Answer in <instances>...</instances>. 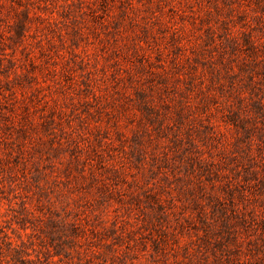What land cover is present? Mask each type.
Returning a JSON list of instances; mask_svg holds the SVG:
<instances>
[{"label": "rangeland", "instance_id": "rangeland-1", "mask_svg": "<svg viewBox=\"0 0 264 264\" xmlns=\"http://www.w3.org/2000/svg\"><path fill=\"white\" fill-rule=\"evenodd\" d=\"M224 1L0 0V264H264V67L206 41L264 25Z\"/></svg>", "mask_w": 264, "mask_h": 264}, {"label": "trees", "instance_id": "trees-1", "mask_svg": "<svg viewBox=\"0 0 264 264\" xmlns=\"http://www.w3.org/2000/svg\"><path fill=\"white\" fill-rule=\"evenodd\" d=\"M233 2L237 4V9L240 10L242 13H245V11L247 10L246 6H248L249 11L253 12L252 14L253 18L259 21L262 25H264V17H263L264 0H227V1H224L226 5H231ZM22 29H23V25L21 22L19 23V26L17 29V34L20 36L23 34ZM207 29H209V31L206 35V41L214 42L215 47L221 50L219 54L220 55L219 58L220 60L222 59V64H227L229 62V59L224 55L229 53L228 47L230 46L231 50L244 52L246 57H250L252 61L256 63L258 62L262 63V66L264 67V51L261 50L264 47V37L261 38V37L255 36L253 34V29H247V30L242 31V36L240 37L237 35H232L230 33L229 27L226 25L223 26L221 33H218V34H215L213 30L210 29L209 27H207ZM215 36L218 37V41H216ZM2 60H3V57H0V64L2 63ZM205 98H207V100L204 102V104L208 100L217 102L216 97L215 95H213V93L210 95H206ZM200 107L203 110V104L200 103ZM197 109H199V106L197 107ZM217 109L218 108L216 107V110ZM221 113H222L221 114L222 120L225 125L231 124L232 126L237 128V126L240 124V121H239L240 117L237 111L230 109L228 110V112L221 111ZM203 125L213 132L219 131L220 129L218 128L219 125L214 122L213 123L208 122ZM210 158L211 157H196L197 161L201 164V167L206 173V177L208 176V181H211L212 179V178L210 179L211 174L213 173L217 174L215 172V169L213 168L214 163ZM199 183H200L198 184L199 188L203 189L205 187L204 181L200 180ZM254 186H257V183L254 184ZM249 194H252V197ZM249 194L245 193L244 190L240 191V194H239L240 198L244 201V207H243V210L240 212L241 213L240 218H242V221L244 222L264 223V211L257 208V205L255 204V198H256L255 196L256 194H260L259 187L254 188V191H251ZM208 196L210 198V201L213 200L212 195L211 196L208 195ZM216 203H218L219 205H222V202H220V200L218 199H216L213 206ZM206 205H208V203L199 204V207H201L199 209V219L201 221L206 220V214H207ZM158 209L160 210V212L163 213V206L161 204L159 205ZM233 212L236 216H238V211L233 209ZM58 246L60 247V249L57 248L56 250L57 254L60 253V251L62 250L61 245L58 244ZM64 253L66 256L69 255V253L65 251ZM18 254H19L18 250H15V254L11 257L8 263L10 264V262H15L19 260L17 256ZM235 260L237 264L244 263V260L240 258L238 253H236L235 255ZM20 263L25 264L22 261H20Z\"/></svg>", "mask_w": 264, "mask_h": 264}]
</instances>
